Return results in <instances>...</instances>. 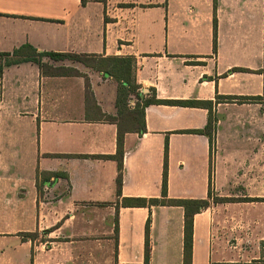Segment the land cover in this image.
<instances>
[{
	"label": "crops",
	"instance_id": "1",
	"mask_svg": "<svg viewBox=\"0 0 264 264\" xmlns=\"http://www.w3.org/2000/svg\"><path fill=\"white\" fill-rule=\"evenodd\" d=\"M24 44L130 57L139 98L130 96L119 111L120 83L80 61L43 57L74 67L72 75L45 74L33 61L3 66L0 264H186L181 205L122 204L124 197L161 198L166 143V197L208 200L193 215L189 264H251L241 245L237 259L222 258L215 231L222 206L249 204L250 214L258 211L249 200L264 203V0H0V53ZM152 93L212 100V145L186 131L204 127L208 108L142 105ZM236 110H249L255 124H221ZM119 129L120 194L111 157ZM259 245L251 258H260Z\"/></svg>",
	"mask_w": 264,
	"mask_h": 264
},
{
	"label": "trees",
	"instance_id": "2",
	"mask_svg": "<svg viewBox=\"0 0 264 264\" xmlns=\"http://www.w3.org/2000/svg\"><path fill=\"white\" fill-rule=\"evenodd\" d=\"M89 0H81L82 4H85ZM48 56L52 59H71L80 61L87 65H91L99 70H103L110 74L120 83L119 95L117 97V105L122 108L128 102L130 96L134 98H139L137 87L138 85L134 83L132 79V59L130 57H96L88 54H78V53H65V52H54V51H37L30 44H24L15 48L12 52H1L0 53V73L4 65H9L13 63H18L21 61H33L39 65L42 72L50 75H72L77 74L78 71L71 66H52L43 61V57ZM264 73V68L260 70ZM86 86L88 87V80L86 81ZM235 96L231 95H218V100L223 99H233ZM258 99L260 97H241L240 99ZM150 103H170L179 105H201L208 108V118L207 122L203 128L200 129H188L187 132L201 133L205 134L209 138L210 145H212L213 135L215 133L217 117L212 111L213 101L212 100H165L158 99L155 97L154 93L152 95L145 97L142 100V105H148ZM122 140L123 132L119 129L117 135V152L111 157L117 160V176H116V190L120 194V186L122 182ZM167 151L168 145L165 144V156H164V169L162 178V188H161V198H146V197H124L122 199V204L132 205V206H146L150 204H172L181 205L184 210V239H183V255L186 264H189L192 251V229H193V215L199 212L201 209L207 207V199H191V198H167L166 193V172H167ZM58 176L60 173L54 172L50 175ZM45 175V174H44ZM44 177V176H43ZM45 178V177H44ZM214 201H234L235 198L232 197H213ZM237 200H248V199H237ZM118 208V205L116 206ZM149 221L147 220L145 224V261L148 260L150 245H149ZM115 232H117V224H115ZM38 232H27L23 233L24 237L35 238Z\"/></svg>",
	"mask_w": 264,
	"mask_h": 264
},
{
	"label": "rangeland",
	"instance_id": "3",
	"mask_svg": "<svg viewBox=\"0 0 264 264\" xmlns=\"http://www.w3.org/2000/svg\"><path fill=\"white\" fill-rule=\"evenodd\" d=\"M71 60V59H70ZM76 61V60H72ZM241 114H243L241 116ZM247 114V117H244ZM249 110H236L230 113L224 123L226 126H241L255 124V120L250 122ZM247 119V120H245ZM260 121L257 119V124ZM249 199V198H248ZM254 201L253 207H257L258 213H250L247 209L249 204H241L237 206H222L217 214L218 222H216L215 241L219 247L220 256L224 259H237L240 253V245L242 253L246 254L251 260V264H264V203L260 198H252ZM256 201V202H255ZM246 208V209H244ZM242 219V224L239 225V220ZM260 245L258 251L260 258H251L255 255L253 252V244ZM234 264V263H231Z\"/></svg>",
	"mask_w": 264,
	"mask_h": 264
}]
</instances>
